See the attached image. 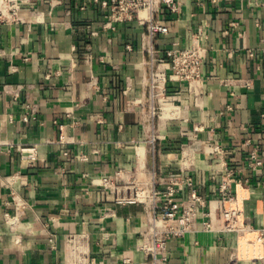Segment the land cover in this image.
Returning a JSON list of instances; mask_svg holds the SVG:
<instances>
[{
    "label": "crops",
    "instance_id": "crops-1",
    "mask_svg": "<svg viewBox=\"0 0 264 264\" xmlns=\"http://www.w3.org/2000/svg\"><path fill=\"white\" fill-rule=\"evenodd\" d=\"M179 1L180 13L164 16L169 33L153 43L163 54L199 34L209 51L194 88L170 82L153 121L149 41L138 22L104 31L101 3L24 0V22L0 27V264H70V234L87 235L96 257L142 264L136 242L146 212L106 202L96 185L141 166L165 174L187 167L207 202L208 216L169 243L170 264H264V0ZM24 148H36L35 159L23 158ZM255 148L263 165L253 170ZM222 160L238 170L233 203L221 200ZM223 207L242 210L253 232H222Z\"/></svg>",
    "mask_w": 264,
    "mask_h": 264
},
{
    "label": "built area",
    "instance_id": "built-area-1",
    "mask_svg": "<svg viewBox=\"0 0 264 264\" xmlns=\"http://www.w3.org/2000/svg\"><path fill=\"white\" fill-rule=\"evenodd\" d=\"M214 3L219 0H212ZM24 0H0V27L15 26L24 22L21 16ZM99 4L109 10L107 21L103 24L104 31H117L121 24L138 22L149 41L145 52L148 55L147 94L148 111L151 121L158 119L168 101L170 82L187 84L192 90L201 79V67L207 59L209 48L205 38L196 34L189 48L169 49L162 52L153 43L159 35H167L170 31L168 19L164 16H175L180 13L179 0H86L84 7ZM97 35V32L93 33ZM127 49L133 51L132 46ZM232 109V107H228ZM35 117L25 116L29 122ZM159 136L152 133L148 143L156 150ZM30 151V152H29ZM223 155V150H217ZM23 158L31 160L36 157V148L21 150ZM28 152V155L27 153ZM187 148H182L184 162L189 158ZM225 178L220 186L223 203H233V184L238 170L231 168L224 160L221 162ZM263 162L255 148L250 155L248 167L256 170ZM183 167L179 173L165 174L153 168L148 170L141 166L134 170L121 169L112 176L102 177L97 186L102 189L105 201L123 206H141L147 214V229L137 239L136 249L141 252L145 261L142 264H170L169 243L184 237L195 230L196 220L200 215L208 216L204 210L207 202L194 187L192 176ZM7 219L9 215H6ZM224 226L222 232H234L239 238L251 234L253 230L245 223V216L238 208H222ZM204 230L214 232L211 222L204 223ZM258 242L264 244V229L259 230ZM55 242V238L51 239ZM70 254V264H118L93 255L85 234H70L66 239ZM130 263L129 259L124 260Z\"/></svg>",
    "mask_w": 264,
    "mask_h": 264
},
{
    "label": "bare ground",
    "instance_id": "bare-ground-1",
    "mask_svg": "<svg viewBox=\"0 0 264 264\" xmlns=\"http://www.w3.org/2000/svg\"><path fill=\"white\" fill-rule=\"evenodd\" d=\"M246 245V244H245Z\"/></svg>",
    "mask_w": 264,
    "mask_h": 264
}]
</instances>
